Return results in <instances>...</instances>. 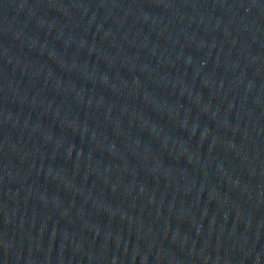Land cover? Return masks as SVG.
Listing matches in <instances>:
<instances>
[{"label": "water", "instance_id": "1", "mask_svg": "<svg viewBox=\"0 0 264 264\" xmlns=\"http://www.w3.org/2000/svg\"><path fill=\"white\" fill-rule=\"evenodd\" d=\"M0 264H264V0H0Z\"/></svg>", "mask_w": 264, "mask_h": 264}]
</instances>
